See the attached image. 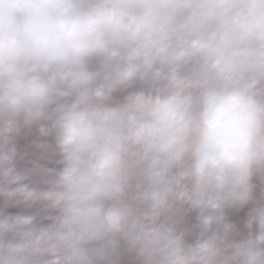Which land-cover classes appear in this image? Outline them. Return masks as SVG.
Masks as SVG:
<instances>
[{"label": "clouds", "instance_id": "clouds-1", "mask_svg": "<svg viewBox=\"0 0 264 264\" xmlns=\"http://www.w3.org/2000/svg\"><path fill=\"white\" fill-rule=\"evenodd\" d=\"M0 264H264V0H0Z\"/></svg>", "mask_w": 264, "mask_h": 264}]
</instances>
